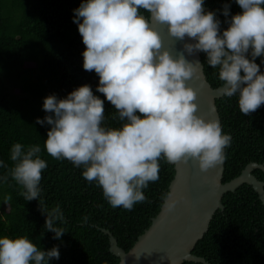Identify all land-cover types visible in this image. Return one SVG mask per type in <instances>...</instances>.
<instances>
[{
    "label": "clouds",
    "instance_id": "1",
    "mask_svg": "<svg viewBox=\"0 0 264 264\" xmlns=\"http://www.w3.org/2000/svg\"><path fill=\"white\" fill-rule=\"evenodd\" d=\"M236 3L242 12L232 15L221 32L216 13L204 10V0H82L74 11L86 46L83 68L99 76L97 91L114 106L118 116L113 118L123 123L103 126L104 100L90 85L79 86L66 98L49 95L43 109L50 114L36 121L51 125L46 153L83 166V178L102 189L111 207L126 210L147 199L143 190L159 179L161 159L193 160L203 172L221 164L231 137L223 134L218 120L197 114L198 93L187 84L200 63L188 61L183 53L174 56L154 25L165 26L174 40H195L185 43V50L205 52L207 64L218 69L221 93H239V110L250 115L264 104V72L255 62L264 56V0ZM223 14L229 16V5ZM40 152L39 145L25 149L21 143L10 150L9 174L22 186L26 201L40 196L42 171L48 167ZM169 197L166 193L164 204L172 211L177 201ZM41 210L45 229L60 239L65 231L56 224L65 222L62 210L42 205ZM59 257L58 247L45 251L24 236L0 238V264H48Z\"/></svg>",
    "mask_w": 264,
    "mask_h": 264
},
{
    "label": "trees",
    "instance_id": "2",
    "mask_svg": "<svg viewBox=\"0 0 264 264\" xmlns=\"http://www.w3.org/2000/svg\"><path fill=\"white\" fill-rule=\"evenodd\" d=\"M82 0H0V238L24 236L42 250L58 247L59 259L48 264H119L120 257L110 247L111 231L127 251L152 224L160 212L165 194L176 170L173 163L159 161V179L144 189L147 199L132 210L113 208L95 182L82 176L83 166L76 167L66 159H54L44 147L51 125L37 123L49 115L43 109L45 97L66 98L81 85H90L94 95L104 100L105 127H120L118 113L102 93L97 91L99 76L83 68L85 45L75 22V9ZM225 4L230 14H223ZM220 21L221 32L232 15L242 12L236 0H204ZM141 14L148 17L143 9ZM205 72L214 88L222 86L218 69L207 64L201 52ZM251 58L250 53L248 54ZM264 56L255 62L264 72ZM239 93L217 98L223 133L230 135L225 152L223 181L239 176L251 162L264 164V104L250 115L239 110ZM39 145L38 155L48 167L42 171L39 199L26 201L10 176L13 166L11 147ZM253 173L264 180V169ZM7 203L5 202L6 198ZM224 208L215 213L209 230L200 239L194 253L210 264H264V202L248 182L223 196ZM59 206L65 222H57L65 233L45 229L46 213ZM182 264H206L186 260Z\"/></svg>",
    "mask_w": 264,
    "mask_h": 264
},
{
    "label": "water",
    "instance_id": "3",
    "mask_svg": "<svg viewBox=\"0 0 264 264\" xmlns=\"http://www.w3.org/2000/svg\"><path fill=\"white\" fill-rule=\"evenodd\" d=\"M204 10L208 7L203 5ZM161 32L164 47L174 56L181 53L185 58L200 65L187 84L197 90V114L206 120H218L221 127V116L217 106V98L223 94L220 87L214 88L209 82L202 60V51L189 54L185 43L196 41L185 37L184 40H174L168 35L163 25H154ZM223 132V130H222ZM225 134V133H223ZM226 148L224 149V155ZM176 174L170 184L169 199L176 200V206L169 211L163 203L160 212L153 218L152 224L128 251L121 247L117 237L111 232V251L120 257L119 264H182L186 260L202 261L210 264L204 257L193 251L200 239L209 230L211 221L219 208H224L223 196L227 191H234L245 182L251 184L264 202V180L259 179L253 170L264 169L263 163L251 162L242 173L229 182H224L225 158L216 167L203 172L198 163H173Z\"/></svg>",
    "mask_w": 264,
    "mask_h": 264
}]
</instances>
